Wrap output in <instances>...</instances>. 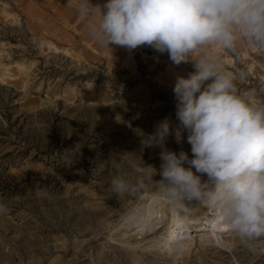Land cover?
<instances>
[{
  "label": "rangeland",
  "instance_id": "obj_1",
  "mask_svg": "<svg viewBox=\"0 0 264 264\" xmlns=\"http://www.w3.org/2000/svg\"><path fill=\"white\" fill-rule=\"evenodd\" d=\"M79 2L0 0V264H264V238L245 243L232 230L200 226L218 209L197 199L162 210L164 222L189 221L180 243L131 248L119 240L130 217L164 196L148 183L118 198L111 180L119 173L134 183L132 166L142 160L159 172L161 149L143 146L141 133L165 117L178 123L175 79L195 69L147 46L129 52L97 43ZM213 51L238 93L264 103V47L238 38L233 49ZM166 147L192 157L186 134Z\"/></svg>",
  "mask_w": 264,
  "mask_h": 264
},
{
  "label": "clouds",
  "instance_id": "obj_2",
  "mask_svg": "<svg viewBox=\"0 0 264 264\" xmlns=\"http://www.w3.org/2000/svg\"><path fill=\"white\" fill-rule=\"evenodd\" d=\"M78 13L99 44L129 52L147 46L167 53L173 65L192 62L195 69L175 79L178 123L165 117L153 132L141 133L143 146L161 149L159 172L141 159L132 166L134 183L113 177V194L159 184L169 202L197 199L219 209L242 242L264 238V103L238 93L213 51L233 49L238 38L264 47V0H106L102 6L80 0ZM185 134L191 158L166 147L169 137L179 145Z\"/></svg>",
  "mask_w": 264,
  "mask_h": 264
},
{
  "label": "bare ground",
  "instance_id": "obj_3",
  "mask_svg": "<svg viewBox=\"0 0 264 264\" xmlns=\"http://www.w3.org/2000/svg\"><path fill=\"white\" fill-rule=\"evenodd\" d=\"M155 200L157 202L159 201V203L156 202L157 204L156 209L153 210L150 207V204ZM168 203L169 201L164 197L150 200L148 203L146 202L145 208L147 210L142 214L138 212L140 210L139 209L137 211V213H139L137 214V217L136 216L133 218L130 217L127 223L129 222V220L134 219L135 221L132 222L131 225H129V227L126 228L125 231L122 230L123 232H121L120 235L118 234L119 240L123 243V245H127L131 248H135L140 245L151 246V247H157L159 245L169 246L172 243L177 244L179 241L186 239L187 236L191 234V232L189 231L190 226L188 225L189 221L186 222L184 217H180L181 215L171 216L170 218H168L166 222H164V220L160 218L163 208ZM162 217H164V215H162ZM223 219L224 218L218 209V212L215 215L211 217H207L206 220L200 222V220L197 219L194 221L196 222L199 221L200 226L208 225L209 227H212L213 233L217 231H222V232L231 231L230 227L223 222ZM165 223H167V226L164 227V232H162L159 236H157L156 232L160 228H163V226H165ZM181 248H176V249L181 250Z\"/></svg>",
  "mask_w": 264,
  "mask_h": 264
},
{
  "label": "water",
  "instance_id": "obj_4",
  "mask_svg": "<svg viewBox=\"0 0 264 264\" xmlns=\"http://www.w3.org/2000/svg\"><path fill=\"white\" fill-rule=\"evenodd\" d=\"M93 99H94V98H92V97H88V98H87V100H89V101H93ZM32 104H33V105H37L38 102H37V101H36V102L33 101Z\"/></svg>",
  "mask_w": 264,
  "mask_h": 264
}]
</instances>
